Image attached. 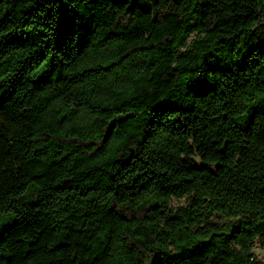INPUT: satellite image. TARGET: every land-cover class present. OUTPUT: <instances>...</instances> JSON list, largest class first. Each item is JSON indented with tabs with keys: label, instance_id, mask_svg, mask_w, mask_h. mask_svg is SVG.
Instances as JSON below:
<instances>
[{
	"label": "trees",
	"instance_id": "16d2710c",
	"mask_svg": "<svg viewBox=\"0 0 264 264\" xmlns=\"http://www.w3.org/2000/svg\"><path fill=\"white\" fill-rule=\"evenodd\" d=\"M258 247L264 0H0V264Z\"/></svg>",
	"mask_w": 264,
	"mask_h": 264
},
{
	"label": "rangeland",
	"instance_id": "374dc122",
	"mask_svg": "<svg viewBox=\"0 0 264 264\" xmlns=\"http://www.w3.org/2000/svg\"><path fill=\"white\" fill-rule=\"evenodd\" d=\"M196 35H192L190 40H189V43H191V41L193 39H195ZM191 205V198L190 197H187L185 198L184 200H175L173 201V207L174 208H179V207H189ZM212 222L213 223H226L228 222V219L220 216V215H216L213 219H212ZM256 253L257 255L262 258L264 260V249L258 247L256 249Z\"/></svg>",
	"mask_w": 264,
	"mask_h": 264
}]
</instances>
